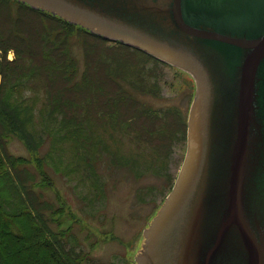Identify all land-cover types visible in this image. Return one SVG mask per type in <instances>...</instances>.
<instances>
[{
	"label": "water",
	"instance_id": "95a60500",
	"mask_svg": "<svg viewBox=\"0 0 264 264\" xmlns=\"http://www.w3.org/2000/svg\"><path fill=\"white\" fill-rule=\"evenodd\" d=\"M18 1L194 79L185 156L133 264H264V0Z\"/></svg>",
	"mask_w": 264,
	"mask_h": 264
},
{
	"label": "rangeland",
	"instance_id": "374dc122",
	"mask_svg": "<svg viewBox=\"0 0 264 264\" xmlns=\"http://www.w3.org/2000/svg\"><path fill=\"white\" fill-rule=\"evenodd\" d=\"M16 9L17 3L12 0L0 11V40L9 33L8 29L13 28L15 31L11 24L12 20L18 19ZM48 13L43 17L38 11H26V18L22 16L21 22L25 25L26 19L27 23L35 26L44 25L46 29H52V34L58 31L62 38L67 39V49L63 43L61 56L57 57L58 53H55L56 57H52L59 61L55 67L60 75L51 71V59L44 64V59L39 55L37 61L41 62L40 66L30 53L33 60L31 66L35 71L34 82L31 83L29 75H26L25 57L24 70L14 74L15 79L21 80L9 98V103L17 101L14 109H11L13 115L10 110L3 108L5 114L11 117L10 120L5 118L1 121L0 134L6 141L0 146L14 156H38L32 165L19 163L16 171L24 183L33 182V189L26 194L31 210L35 213L42 210L50 216L49 226L54 227L55 231H63L66 247L71 246L75 251L81 249L86 255L85 259L94 264H133L142 240L141 231L168 193L170 187L167 186L173 184L185 155L186 126H183V122L187 120L189 109L186 83L189 80L193 96V78L175 66L140 53L142 72L135 75L109 73L107 68L116 66L115 58H119V55L116 51H107V48L117 47L118 50L126 51L128 48L86 34L75 26L71 30L64 29L57 19L59 16ZM24 25L21 35L26 33L29 36ZM38 30H42V26ZM37 33L35 31L34 35L29 36L30 43H40L43 50L44 36L40 41ZM85 43L94 47L96 54L109 53L113 57H106L105 65H102L100 61L95 62L97 58L91 54L94 63L91 67L89 64V74L87 70L86 84L88 81L90 87L85 92L86 101L94 94L93 98H96L101 91L112 94L113 91L121 90L127 93H123L124 97L129 95L132 98L117 107L125 110L128 124H121L119 119L114 120L112 113L108 117L100 115L95 121L98 128L94 135L89 136L91 139L94 137L92 140H79V136L77 138L74 135L64 137L65 129H55V119L62 121V115L67 120L69 116L68 113H61L55 103L63 99L60 96L62 89H72L73 84L79 81L83 83V72L87 68L84 59ZM2 47L0 45L3 50ZM9 47L7 51H0V57H4L6 52L7 59L14 58L13 48ZM67 62L68 65L65 64ZM42 66L48 74L44 73ZM62 67L67 69L70 81L60 72ZM40 78L44 83L34 86ZM15 79L11 80V84ZM88 85L84 86V90ZM66 98L78 97L65 95ZM102 98L94 99L88 107L98 105ZM84 118V128L89 135L90 121ZM102 122L105 128H102ZM92 153L93 156H90ZM47 154H50L49 159ZM92 157L97 159L93 161ZM39 162H42L41 170ZM110 162L115 165L114 169H110ZM47 179L52 182L51 186H45ZM69 210L74 213V218L85 221L86 226L77 223L67 212ZM23 228L24 249L9 251L8 256L13 258L15 254H20L31 260L29 255H32L31 238L34 232L25 226ZM70 234H73L72 238ZM26 242L28 246H25ZM39 258L43 262L47 260L41 255ZM87 260L82 264H86Z\"/></svg>",
	"mask_w": 264,
	"mask_h": 264
},
{
	"label": "trees",
	"instance_id": "16d2710c",
	"mask_svg": "<svg viewBox=\"0 0 264 264\" xmlns=\"http://www.w3.org/2000/svg\"><path fill=\"white\" fill-rule=\"evenodd\" d=\"M12 0H0V11L4 9V6L9 5ZM17 3V11H18V19L12 20L13 24L12 26L15 27V31L12 29H8L9 33L0 40V45H2L3 50L7 51L11 46L13 48V51L15 53V56L13 59H7L6 52L4 53V57H0V124L1 121L6 119H9V117L5 114L4 110H10L14 109L17 101H13L12 103H9V98H11V95L13 92V88H15L17 85H19L20 78L15 79L14 74L16 71H23L24 70V63H25V57H26V75L28 74L31 83L34 82L35 77V71L33 70L31 63L33 60L31 59V54L34 55L36 62L39 63L41 66V62L37 61L40 57L41 59H44V64L50 61V67L53 68V73L56 75L58 70L56 69L55 65L59 63L57 58H52L53 56L56 57L55 53L57 54V57H60V48L62 49L63 43L67 42L66 38H62L60 36V33L57 31V33L52 34V29L49 28L46 29L44 25L42 26H35L32 23H27L25 19V25L23 22H21L22 16L26 18V11L30 12H36L38 11L40 16H46V14H49L46 11H43L41 9H35L31 6H29L26 3L13 0ZM51 15V14H50ZM1 16V15H0ZM57 19L60 21L59 24L63 25V28L71 30L74 28V26L79 29L80 31L86 32V34H89L90 32L87 31L85 28L74 25L72 23H69L68 21L63 20L60 17H57ZM43 19H40L39 21H42ZM21 22V23H20ZM20 23V24H19ZM1 21H0V29H1ZM27 33H29V36L34 35V32L36 31L37 36L40 38V41H42V35L44 36V49L42 50L40 48V43H30L31 39L30 37L25 33L24 35H21V30L23 28ZM91 35L102 38L101 36L95 35L90 33ZM32 38V37H31ZM90 43V42H89ZM94 43V42H93ZM66 44V43H65ZM35 45V46H34ZM48 45V46H47ZM50 45V46H49ZM88 47H87V46ZM118 45L123 46L125 48H128V50H118L117 47L113 48H107V51H116L119 55V58H115L116 60V66L114 68H107L109 73H116V75H135V73L142 72L143 67L142 63L139 58H141L140 54H146L148 57L149 55L141 50L131 48L127 45H124L122 43H118ZM37 46V48H36ZM85 51H84V59L87 65V68L84 73L83 83L77 82L74 83V88L72 89H62V93L60 94L63 99H58L55 103L60 109L61 113L66 114L68 113L69 116L67 120L63 118L61 115L60 118L62 121H59V119H55V129H65L64 137L69 135H74L78 138L88 140L91 135H94V131L98 126H96L95 121L99 119V116L102 115L103 117H108L110 113L113 115V119L121 122V124H128L127 118L125 117V110L118 109L117 107L129 102L128 99H132L129 97H124V94L127 95V93L121 92V90L115 92L113 91L112 94H108L107 91L102 93L100 92V89L98 88V91L100 92L96 98L91 97L89 101H86V97L84 98L86 93L88 92L89 85L88 81L86 84V75L87 70L90 64V67L93 65V59L91 54H95V57L97 60L95 62H101L102 65H105V59L107 58H113L111 54L105 53L104 55L96 54V50L94 47H90L88 43H85L84 45ZM97 48V47H96ZM36 49V50H35ZM67 49V44H66ZM0 48V51H3ZM132 50V51H130ZM134 51V52H133ZM31 53V54H30ZM38 53V54H37ZM67 53V52H66ZM140 53V54H139ZM65 57L67 58V54H65ZM40 55V56H39ZM39 56V57H38ZM109 56V57H108ZM125 57L126 59H124ZM72 61V60H70ZM69 64V62L65 63ZM112 65L111 67H113ZM43 67V66H42ZM89 67V69H90ZM44 73H46V69L43 67ZM60 72H63L67 80L70 81L68 75L66 74V68H60ZM147 70V69H146ZM55 71V72H54ZM50 72V70H48ZM88 70V74H89ZM48 74V73H46ZM13 75V77H12ZM47 76V75H46ZM15 79L12 81L11 80ZM116 80V79H115ZM130 80V78H129ZM48 83L50 82L47 78ZM134 82V81H133ZM44 83L43 79L40 78V80L34 84V86H38L39 84ZM90 83V82H89ZM135 83V82H134ZM11 84V85H10ZM117 85L120 86L119 83L116 82ZM136 84V83H135ZM88 85V87L84 90V86ZM6 88V89H5ZM191 85L189 87V97L191 98L192 92H191ZM5 90V91H4ZM4 91V92H3ZM86 92V93H85ZM124 93V94H123ZM66 95L69 97H72L73 95H77L78 98H66L64 99V96ZM102 98L101 102L98 105H93V107H88V104H91L94 99ZM64 100L66 105H64ZM136 100V99H135ZM86 102L87 104L83 103ZM88 107V108H87ZM3 108H5L3 110ZM84 110L86 111V114L84 113ZM117 113H120L117 115ZM13 115V112L12 114ZM84 117H86L90 121V134L88 135L87 131L84 128ZM93 117V118H92ZM102 128H105V123H101ZM183 126H186L185 121L183 122ZM185 131V130H184ZM62 137V136H60ZM94 138V137H93ZM92 138V139H93ZM91 139V138H90ZM91 139V140H92ZM6 141L5 137H2L0 134V145H2ZM76 144V142H75ZM93 144V143H92ZM91 144V145H92ZM89 147V146H88ZM50 154H47V157L49 159ZM93 156V153L90 155ZM106 159H108L107 155ZM38 156L34 155L31 158L27 157H20V156H14L11 155L5 151L0 146V264H82V262L86 258V255H84V252L79 249L78 251H75L74 248L66 247L63 242V231H55L53 230L54 227L49 226V220L50 216H48L46 213L44 214L42 210H38L36 213L31 210L30 205H28V200H26V194L29 193L30 190L33 189V182H30L26 184L24 181H22L21 178H19V175L16 171L17 166H19V163L23 164H33L34 160H37ZM42 159L44 157L42 156ZM51 159V158H50ZM53 159V157H52ZM97 158L92 157V160H96ZM45 160V159H44ZM111 166L110 169H114L115 165H112L111 162L109 163ZM108 165V167H109ZM42 168V162H39V169ZM13 170V171H12ZM43 172V170H42ZM170 180V179H169ZM46 181V180H45ZM35 182V181H34ZM45 186H51L52 182H50L49 179H47ZM172 186V185H171ZM167 186V187H171ZM12 192V193H11ZM57 212H60L57 210ZM72 218L75 217L74 213H72L70 210L67 211ZM53 214V213H52ZM77 223H81L86 226L85 221H80L77 218H74ZM30 228L34 233L31 238V242L33 243L32 246V255H29L30 259L20 255L15 254L13 258H10L8 256L9 251H17L19 248L24 249L22 245V240L25 239V230L23 227ZM70 237H73V234H70ZM28 246V243H25V246ZM27 249V248H26ZM39 255L45 257L46 261L43 262ZM29 260V261H28ZM86 264H94L93 262H86Z\"/></svg>",
	"mask_w": 264,
	"mask_h": 264
},
{
	"label": "flooded vegetation",
	"instance_id": "af4514ba",
	"mask_svg": "<svg viewBox=\"0 0 264 264\" xmlns=\"http://www.w3.org/2000/svg\"><path fill=\"white\" fill-rule=\"evenodd\" d=\"M111 43H126V42H124V41H112ZM186 86H187V88H188V91L186 92V93H188L187 95V99H188V97H189V87H190V83H189V80H187V83H186Z\"/></svg>",
	"mask_w": 264,
	"mask_h": 264
}]
</instances>
